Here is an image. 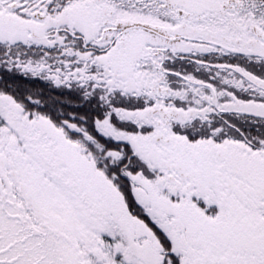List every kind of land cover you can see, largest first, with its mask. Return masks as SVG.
<instances>
[{"label": "snow or ice", "instance_id": "obj_1", "mask_svg": "<svg viewBox=\"0 0 264 264\" xmlns=\"http://www.w3.org/2000/svg\"><path fill=\"white\" fill-rule=\"evenodd\" d=\"M0 264H264V0H0Z\"/></svg>", "mask_w": 264, "mask_h": 264}]
</instances>
